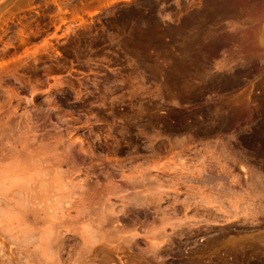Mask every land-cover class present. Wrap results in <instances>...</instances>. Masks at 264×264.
<instances>
[{"label": "rangeland", "instance_id": "obj_1", "mask_svg": "<svg viewBox=\"0 0 264 264\" xmlns=\"http://www.w3.org/2000/svg\"><path fill=\"white\" fill-rule=\"evenodd\" d=\"M0 165L6 256L35 204L58 264H264V0H0Z\"/></svg>", "mask_w": 264, "mask_h": 264}, {"label": "bare ground", "instance_id": "obj_2", "mask_svg": "<svg viewBox=\"0 0 264 264\" xmlns=\"http://www.w3.org/2000/svg\"><path fill=\"white\" fill-rule=\"evenodd\" d=\"M238 2V1H237ZM2 24V23H1ZM235 32V31H234ZM234 38V37H233ZM206 39V38H205ZM236 40V39H235ZM196 42H198V41H196ZM200 56H201V54H200ZM196 60V59H195ZM203 60V59H202ZM206 60V59H205ZM188 71V70H187ZM179 72V71H178ZM181 77V76H180ZM185 77V76H184ZM186 78V77H185ZM205 113V112H204ZM212 113V112H211ZM208 115V114H207ZM213 115V114H212ZM216 115V114H215ZM221 115V114H220ZM259 115V114H258ZM191 116V115H190ZM189 117V116H188ZM202 117V116H201ZM217 118V117H216ZM262 118V117H261ZM188 120V119H187ZM186 120V121H187ZM219 120V119H218ZM181 121V120H180ZM212 121V120H211ZM184 122H185V120H184ZM186 127H187V125H186ZM194 127V126H193ZM206 127V126H205ZM210 129V128H209ZM263 132V131H262ZM261 134V133H260ZM259 135V134H258ZM261 136H263V133H262V135ZM35 146V145H34ZM40 147V146H39ZM36 148V147H35ZM41 148V147H40ZM37 149V148H36ZM256 149V148H255ZM38 150V149H37ZM13 152H14V150H13ZM19 152V151H18ZM259 152V151H258ZM12 153V152H11ZM38 152H36V154H37ZM14 154H16V153H14ZM13 154V155H14ZM18 154H21V153H18ZM17 154V155H18ZM33 154H35V153H33ZM12 155V154H11ZM11 155H9V156H11ZM43 155V154H42ZM14 156H16V155H14ZM37 156V155H36ZM21 157V156H20ZM20 157H18V156H16V158L17 159H19ZM9 158H11V162H13L12 161V156L11 157H9ZM36 158H40V157H36ZM45 158H48L49 159V157H45ZM22 160V159H21ZM37 160V159H36ZM42 160V159H41ZM46 161V160H45ZM48 161V160H47ZM46 161V162H47ZM10 162V163H11ZM17 162V161H16ZM19 162H21V161H18L17 163L18 164H22V163H19ZM15 164L14 163V165H15V170H16V166H17V168L19 167V165L18 164ZM42 163V162H41ZM39 165V164H38ZM12 166V165H11ZM23 167H24V165H22ZM3 167V166H2ZM5 167V166H4ZM8 167V166H7ZM9 167H10V165H9ZM8 167V168H9ZM23 167H22V169H23ZM27 167V166H26ZM0 168H1V165H0ZM8 168H5V169H7L8 170ZM13 168V167H12ZM3 169V168H2ZM5 169H3V171L5 170ZM11 169V168H10ZM9 169V170H10ZM27 170V169H26ZM25 170V171H26ZM30 170V169H29ZM17 171V170H16ZM19 171V170H18ZM17 171V172H18ZM20 171H21V167H20ZM19 171V172H20ZM23 171V170H22ZM10 172H13V171H10ZM24 172V171H23ZM2 173V172H1ZM5 172H3V174H4ZM7 173V172H6ZM25 173H27V172H25ZM2 174V175H3ZM19 174V173H18ZM17 174V175H18ZM21 174V173H20ZM23 174V173H22ZM10 175V174H9ZM14 175H15V173H14ZM4 176H5V174H4ZM20 176V175H19ZM24 176H25V174H24ZM6 177V176H5ZM10 177V176H9ZM12 177H13V175H12ZM23 177V176H22ZM26 177V176H25ZM34 177H35V175H34ZM1 178V177H0ZM20 177H17L16 179H19ZM123 178V177H122ZM5 179V178H4ZM13 179H14V177H13ZM21 179V178H20ZM26 179V178H25ZM32 179V178H31ZM36 179V178H35ZM2 180V179H1ZM0 180V181H1ZM6 180V179H5ZM11 180H12V178H11ZM28 180V179H27ZM110 180V179H109ZM4 181V180H3ZM15 181V180H14ZM29 181H31V180H29ZM111 181V180H110ZM10 182V181H9ZM18 182H20V181H18ZM24 182V181H23ZM2 183H4V182H1V184ZM12 183V182H11ZM17 183V180H16V182L14 183V184H16ZM30 183V182H29ZM37 183H39V181L37 182ZM85 183V182H84ZM0 184V185H1ZM14 184H12V185H14ZM42 184V183H41ZM10 185V184H9ZM17 185V184H16ZM16 185H14V187L16 186ZM20 185H21V183L19 184V188H20ZM26 185V184H25ZM80 185V184H79ZM111 185H113V184H111ZM115 185V184H114ZM21 186H23V185H21ZM27 186V185H26ZM24 187V189L26 190V192H27V187ZM29 186V185H28ZM31 186V185H30ZM116 186V185H115ZM138 186H140V185H138ZM11 188H12V186H10ZM34 187V186H33ZM41 187V186H40ZM39 187V188H40ZM133 187V186H132ZM2 188V187H1ZM9 188V186H7V189ZM10 188V189H11ZM22 188V187H21ZM30 188V187H29ZM36 188H38V187H36ZM44 188V187H43ZM7 189H5L6 190V192L9 190H7ZM31 189V188H30ZM34 189H35V187H34ZM34 189H33V191H34ZM145 189V188H144ZM3 189H1V193H0V196H4V194H6L7 195V193L6 192H4V190L2 191ZM29 190V189H28ZM32 190V189H31ZM30 190V191H31ZM46 190V189H45ZM148 190V189H147ZM150 190V189H149ZM10 191V190H9ZM21 191V190H20ZM35 191H36V189H35ZM2 192H4L3 193V195H2ZM22 192V191H21ZM21 192H18L17 194H18V196L20 197V193ZM25 192V191H24ZM25 192V193H26ZM15 193V195H16V192H14ZM23 193V192H22ZM21 193V194H22ZM24 193V194H25ZM28 193H29V191H28ZM140 193H142V192H140ZM9 194H11L12 195V193H11V191L9 192ZM30 194V193H29ZM33 194H34V192H33ZM6 195H5V197H6ZM11 195H9L10 197L9 198H11ZM15 195H12L13 196V198L15 197ZM26 195V194H25ZM25 195H24V197H25ZM31 195V194H30ZM29 195V196H30ZM22 196H23V194H22ZM27 196L28 195H26V198H27ZM32 196V195H31ZM34 196V195H33ZM32 196V197H33ZM1 198V197H0ZM25 198V199H26ZM29 198V197H28ZM27 198V199H28ZM4 199H6V200H8V197L7 198H4ZM12 199V198H11ZM10 199V200H11ZM15 199H17V197L15 198ZM20 199V198H19ZM19 199H17V200H19ZM30 199V198H29ZM33 200L35 199V198H32ZM31 199V200H32ZM38 199V198H37ZM149 199V198H148ZM147 199V200H148ZM3 200V199H2ZM2 200H0V202L2 201ZM6 200H4L5 202H6ZM17 200L15 201V203L17 202ZM22 200H23V198H22ZM30 200V201H31ZM151 200V199H150ZM9 201V200H8ZM29 201V200H28ZM35 201V200H34ZM34 201H32L31 203H34ZM156 201V200H155ZM11 202V201H10ZM9 202V203H10ZM22 202H24V203H26V200H24V201H22ZM79 202V201H78ZM8 203V202H7ZM7 203H6V205H7ZM17 203H19V202H17ZM16 203V204H17ZM23 203V204H24ZM27 203H29V202H27ZM24 204L25 206H27L28 204ZM36 203V202H35ZM68 203V202H67ZM72 203V202H71ZM1 205H5V204H2V202L0 203ZM14 204V203H13ZM22 204V205H23ZM23 205V206H24ZM35 205V204H34ZM34 205H28L29 206V210L27 209H25V211H23V212H21L22 210V208L24 209L25 207H22L21 208V206L19 207L18 206V204L16 205V206H18L17 208L18 209H20V210H18L17 212H21L23 215H16V217L14 216L13 218H15L16 219V224L18 223V227H21L20 228V230L19 229H17V230H15L16 228H12V224H13V222H12V224L10 225L9 223L11 222V220L13 219H9L10 220V222L9 223H6L7 225L9 224L10 226H11V229L13 230L14 229V231H13V234H14V232L16 231L17 232V235H13L14 237H12L11 236V239H10V242H8L7 243V241H5L7 244H9L8 246H9V248H8V250L9 249H11V250H9L10 251V253L11 254H9V255H5L6 253H5V245L6 244H4V240L3 239H1L2 237H1V235L3 234V232H4V234L6 233L7 234V232H5L4 231V228L3 229H1V226H3V225H5V222L6 221H3L4 222V224L2 225V223L0 222V230H3L2 231V234L0 235V264H56V263H53V262H55L57 259H56V257H55V260H53V262H52V258H54V255L56 254L57 255V253H58V255L60 256V252L64 249V247H63V245H65V243L63 244L62 243V241L60 240L61 238H59L58 240L59 241H61V242H58V241H56V240H54V238H57V236L59 235V234H57L56 233V229H55V227H54V230L52 229V227H51V225H58V227L60 228V226L61 225H59V224H55V222H54V224H52L53 222L52 221H50L49 222V220L48 219H46V216L48 215V214H50L49 216L51 217V212L50 213H48V214H46V216L44 217L43 215H45V214H43L42 216L44 217V219L45 220H42V217H40L38 214H40V212L41 213H43V209L42 210H40L39 208L41 207H37L39 210V213L38 212H36V210H37V208H34L35 206ZM36 205H37V203H36ZM66 205V209L65 210H67L68 211V209H70V208H72L73 209V207H74V205L72 204H65ZM31 206H34V207H31ZM70 206H73V207H70ZM81 206V205H80ZM104 206V205H103ZM0 207H2V206H0ZM76 207V206H75ZM74 207V208H75ZM78 207V206H77ZM4 208V207H3ZM16 208V209H17ZM26 208H28V207H26ZM48 208V207H47ZM15 209V210H16ZM34 209H35V211H34ZM46 209V208H45ZM51 209V208H50ZM108 209V208H107ZM5 210H7L6 208L3 210L4 212H6L7 213V211L9 212V207H8V210L7 211H5ZM47 210V209H46ZM46 210H45V212H46ZM75 210V209H74ZM81 210V209H80ZM84 210V209H83ZM99 210V209H98ZM98 210H95L96 212L98 211ZM105 210V212H107L108 210H106V209H104ZM11 211L13 212L14 211V209L12 210L11 209ZM10 211V212H11ZM48 211V210H47ZM66 211V212H67ZM4 212H0V218L3 216V218H5L6 217V215L7 216H9L10 215V212L9 213H7L6 215H4L3 213ZM12 212H11V214H12ZM16 212V211H15ZM14 212V213H15ZM44 212V213H45ZM102 212V211H101ZM109 212V211H108ZM107 212V213H108ZM53 213V212H52ZM77 213V212H76ZM79 213V212H78ZM66 214V213H65ZM102 214H104V211L102 212ZM96 215H97V213H96ZM98 215H99V213H98ZM97 215V216H98ZM5 216V217H4ZM12 216H13V214H12ZM17 216H21V218H23V219H21L20 218V220H23L21 223H19V221L20 220H17V219H19ZM48 216V217H49ZM70 216V215H69ZM95 216V215H94ZM103 216V215H102ZM40 217V221H39V218ZM68 217V216H67ZM96 217V216H95ZM100 216H98V218H99ZM3 218H1L2 220H6V219H8L7 217H6V219H3ZM9 218H10V216H9ZM52 218H54V217H52ZM101 218V217H100ZM118 218V217H117ZM0 219V220H1ZM15 219L13 220L14 222H15ZM29 219V220H28ZM30 219H31V222L29 223V221H30ZM38 219V221H36ZM75 219V218H74ZM77 219V218H76ZM80 219V218H79ZM103 219H104V217H103ZM112 219V218H111ZM120 219V218H119ZM46 220H48V222H46ZM78 220V219H77ZM96 220V219H95ZM105 220V219H104ZM117 220V219H116ZM18 221V222H17ZM66 221V220H65ZM80 221V220H79ZM97 221H98V219H97ZM109 220H107V221H105L106 222V226H107V224H109V223H107ZM111 221V220H110ZM118 221V220H117ZM117 221H112V223H110V225L111 224H113V223H115V222H117ZM35 224H34V223ZM37 222H42L40 225L42 226L43 225V223H48V224H44L42 227L44 228V226L46 227V225H47V227L46 228H42L41 229V226L39 225V223L37 224L40 228L38 229L37 227V225H36V223ZM69 222V221H68ZM73 222H75L74 220H73ZM85 222V221H84ZM86 222H88V221H86ZM99 222V221H98ZM103 222V221H102ZM33 223V224H32ZM64 223V222H63ZM66 223V222H65ZM64 223V224H65ZM72 223V222H71ZM71 223H69V224H71ZM78 223V222H77ZM92 223V222H91ZM104 223V222H103ZM16 224L14 225V226H16ZM62 224V223H61ZM76 224V223H75ZM79 224V223H78ZM94 224V223H93ZM116 224H118V223H116ZM63 225V224H62ZM86 225V224H85ZM36 226V227H35ZM64 226H66V225H64ZM94 226V225H93ZM112 226H114V224L112 225ZM6 227L7 226H5V229H6ZM81 227V226H80ZM82 227H84V226H82ZM109 227V226H108ZM116 228L118 227V226H115ZM8 228H9V226H8ZM92 227H90V229H91ZM100 228V227H99ZM106 228V227H105ZM112 228V227H111ZM114 228V227H113ZM86 229V228H85ZM108 229V228H107ZM118 229V228H117ZM116 229V230H117ZM7 230V229H6ZM68 230V229H67ZM76 230V229H75ZM120 230V229H119ZM122 230H124V229H122ZM126 230H127V228H126ZM9 231V234L10 233H12L11 232V230H8ZM54 231V235H55V233L57 234V236L55 237L54 235V238H51L52 236V232ZM65 231V230H64ZM69 231V230H68ZM104 231V230H103ZM114 231H115V229H114ZM128 231V230H127ZM15 232V233H16ZM98 233H99V231H97ZM101 232V231H100ZM121 232V231H120ZM66 233V232H65ZM114 233V232H113ZM116 233H119L118 232V230L116 231ZM134 233V232H133ZM75 234V233H74ZM96 234V233H95ZM100 234V233H99ZM104 234V233H103ZM73 235V234H72ZM100 235H102V234H100ZM100 235H97L98 236V238L100 237ZM111 235H114V234H111ZM116 235V234H115ZM118 235V234H117ZM117 235H116V238H114V239H117ZM123 235V234H122ZM139 235V234H138ZM152 235H154V234H152ZM151 235V236H152ZM6 236H8V234L7 235H5V237ZM10 236V235H9ZM88 236V235H87ZM96 236V235H95ZM106 236V235H105ZM108 236V235H107ZM89 237V236H88ZM104 237V236H103ZM108 237H110V236H108ZM134 237H136V235L134 234ZM4 238V237H3ZM83 238V237H82ZM91 238H92V234H91ZM90 238V239H91ZM100 238H102V237H100ZM100 238H99V240H100ZM152 238V237H151ZM150 238V239H151ZM4 239H8V238H4ZM80 239V238H79ZM86 239V238H85ZM84 239V240H85ZM93 239V238H92ZM91 239V240H92ZM95 239H97V237L95 238ZM103 239V238H102ZM113 239V238H112ZM156 239V238H155ZM9 240V239H8ZM98 240V241H99ZM106 240V239H105ZM109 240H111L110 238L108 239V241ZM154 240V239H153ZM56 241V242H55ZM83 241V240H82ZM87 241V240H86ZM84 242V244L86 243L87 244V242ZM95 241H97V240H95ZM98 241H97V243H98ZM102 241V240H101ZM100 241V242H101ZM123 242H124V239L122 240ZM149 241V240H148ZM99 242V243H100ZM103 242V241H102ZM111 242V241H110ZM112 242H114V241H112ZM111 242V243H112ZM136 242V241H135ZM146 242V241H145ZM152 242H154V241H152ZM156 242H158V240L156 241ZM156 242H154V243H156ZM91 243V242H90ZM89 243V244H90ZM96 242H93V240H92V244H91V246H90V248L92 247V245L93 244H97ZM106 243H107V241L105 242L104 241V244L106 245ZM109 243V242H108ZM162 243V242H161ZM79 244H81V243H79ZM89 244H87V245H89ZM151 246H150V249L152 248V251H153V244L151 243L150 244ZM158 245V244H157ZM156 245V246H157ZM11 246H14L13 247V249H12V247ZM81 246V245H80ZM99 246V245H98ZM128 246V245H127ZM135 246V245H134ZM155 246V247H156ZM160 247V246H159ZM206 247V246H205ZM86 248H88V247H86ZM158 248V247H157ZM80 249V248H79ZM147 249V248H146ZM106 250V249H105ZM140 250V249H139ZM207 250V249H206ZM155 251V250H154ZM68 253V252H67ZM70 253V252H69ZM68 253V254H69ZM76 253V252H75ZM147 253V252H146ZM237 253V252H236ZM78 254V253H77ZM83 254V253H82ZM86 254V253H85ZM84 254V255H85ZM13 256L14 255V259L12 260V257L11 258H9V256ZM23 255V256H22ZM63 255V254H62ZM72 255V254H71ZM151 255V254H150ZM231 255V254H230ZM4 256H6V259H3V257ZM20 256H22V257H20ZM20 258H22V259H24V260H22V262H21V260H20ZM60 258V257H59ZM73 258V257H72ZM107 258L109 259V257L107 256ZM104 259V258H103ZM105 259H106V257H105ZM217 259V258H216ZM225 259V258H224ZM14 260H16V262L14 261ZM62 260V259H61ZM68 260V259H67ZM107 260V259H106ZM111 260V259H110ZM107 261H109V260H107ZM217 261V260H216ZM21 262V263H20ZM57 262V264H58V262H60V261H56ZM225 262V261H224ZM75 262L73 261L71 264H74ZM77 263V262H76ZM97 263H98V261H97ZM127 263V262H126ZM63 264V263H62ZM67 264V263H66ZM186 264V263H185ZM246 264V263H245Z\"/></svg>", "mask_w": 264, "mask_h": 264}]
</instances>
